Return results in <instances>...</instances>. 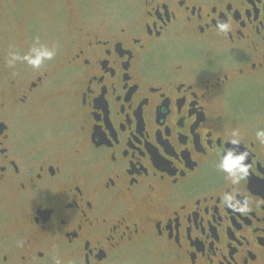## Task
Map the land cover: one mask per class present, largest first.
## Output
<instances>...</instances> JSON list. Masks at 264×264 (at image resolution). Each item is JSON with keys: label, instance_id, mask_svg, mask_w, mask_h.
<instances>
[{"label": "flooded vegetation", "instance_id": "obj_1", "mask_svg": "<svg viewBox=\"0 0 264 264\" xmlns=\"http://www.w3.org/2000/svg\"><path fill=\"white\" fill-rule=\"evenodd\" d=\"M3 6L67 18L59 66L0 55V264H264V0Z\"/></svg>", "mask_w": 264, "mask_h": 264}, {"label": "rangeland", "instance_id": "obj_2", "mask_svg": "<svg viewBox=\"0 0 264 264\" xmlns=\"http://www.w3.org/2000/svg\"><path fill=\"white\" fill-rule=\"evenodd\" d=\"M38 15L39 12L27 9L4 10V6L0 9V55L6 56L7 59L8 53L10 51H17L21 55H23L24 53L29 51V49L35 44L37 40H39L41 44L50 48H55L56 55L53 60L57 66L60 65L64 53L59 52L63 49L66 42L64 31L65 21L60 20V18H64L66 20L67 16H57L56 20L51 21L52 24L48 25L42 22H49V19H45L44 17H37ZM22 21L31 24L35 23L37 30H39L37 23H42L43 29H41V35L38 36L37 34H35V39H33L32 37H25L23 26L22 24H20ZM32 40L35 41L32 45H30L29 42ZM4 51L6 53H4ZM22 67L27 68L30 66L26 63L17 62L15 67L12 69L19 71ZM58 89L59 87L56 90Z\"/></svg>", "mask_w": 264, "mask_h": 264}, {"label": "clouds", "instance_id": "obj_3", "mask_svg": "<svg viewBox=\"0 0 264 264\" xmlns=\"http://www.w3.org/2000/svg\"><path fill=\"white\" fill-rule=\"evenodd\" d=\"M219 28L221 31H227L229 25L220 24ZM55 55V48L45 46L37 40L29 51L23 55L17 51H10L8 53L7 64L10 68H14L17 62H22L33 69H39L46 61L53 60ZM256 138L261 144H264V130L257 131ZM230 143L237 147H225L218 157L216 167L225 174V178L230 181L232 185H238L240 181L244 180L248 175V165L246 164L248 153L237 151L240 143L238 139H232ZM223 199L225 204L235 207L240 211L244 210L238 203H234V197L231 193H225Z\"/></svg>", "mask_w": 264, "mask_h": 264}, {"label": "water", "instance_id": "obj_4", "mask_svg": "<svg viewBox=\"0 0 264 264\" xmlns=\"http://www.w3.org/2000/svg\"><path fill=\"white\" fill-rule=\"evenodd\" d=\"M1 130H4V125H2V124L0 125V131Z\"/></svg>", "mask_w": 264, "mask_h": 264}]
</instances>
